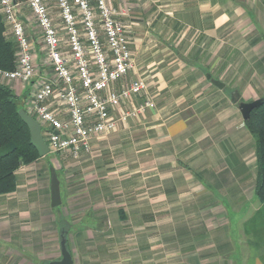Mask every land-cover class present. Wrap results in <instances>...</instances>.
Instances as JSON below:
<instances>
[{
	"label": "crops",
	"instance_id": "obj_1",
	"mask_svg": "<svg viewBox=\"0 0 264 264\" xmlns=\"http://www.w3.org/2000/svg\"><path fill=\"white\" fill-rule=\"evenodd\" d=\"M110 2L130 24L137 64L118 86L146 77L148 92L138 97L152 96L158 108L92 141L94 154L74 162L80 187L63 191L60 210L51 198L47 206L20 207L15 198L33 163L20 167L17 189L0 195V262L9 264L2 256L17 241L31 264L61 259L41 254L49 243L57 253L52 245L65 235L74 264L75 252L79 264H106L107 244L117 250V264H264V204L254 192L243 202V125L224 89L207 77L220 63L219 37L255 36L251 48L264 50V0ZM30 36L39 74L50 77L40 36L34 29ZM23 218L28 225L7 238L5 229Z\"/></svg>",
	"mask_w": 264,
	"mask_h": 264
},
{
	"label": "built area",
	"instance_id": "obj_2",
	"mask_svg": "<svg viewBox=\"0 0 264 264\" xmlns=\"http://www.w3.org/2000/svg\"><path fill=\"white\" fill-rule=\"evenodd\" d=\"M0 14L18 45L15 68H0V84L27 85L23 107L41 124L50 152L78 159L92 152L94 139L115 132L119 121L155 108L151 97L134 103L148 92L146 77L118 86L137 64L130 24L110 0H0ZM33 29L50 77L40 76L35 64Z\"/></svg>",
	"mask_w": 264,
	"mask_h": 264
},
{
	"label": "rangeland",
	"instance_id": "obj_3",
	"mask_svg": "<svg viewBox=\"0 0 264 264\" xmlns=\"http://www.w3.org/2000/svg\"><path fill=\"white\" fill-rule=\"evenodd\" d=\"M256 38L257 37L255 36L253 37L249 36L248 38L223 36L217 38V45L223 42L222 47L221 45L219 46V48H221L219 53L216 55L217 58L219 56L221 58L219 60L220 63H218L215 66V69L213 68L211 70V72L214 75V78L220 79L222 82L226 83L224 91L228 96L227 99L228 101L231 102V104H233V106L239 112L238 124L243 125V163L244 162L248 163L247 166L243 168V191H244L243 202H245L246 200H248L253 196L254 184L256 179V157H255V140L245 125V119L239 108V102L240 101L251 102L264 97V59H263L264 50L260 53H257L256 51L253 50V48H251V44L255 45V43H253L252 40H255ZM262 49H264V46L262 47ZM224 59H226V61ZM42 65L47 66L45 64ZM218 68L220 69L218 70ZM49 73H52L51 69ZM208 73L210 72H207V74ZM9 84L10 87L15 91V93L18 94V96L20 97V101L21 103H23L24 106L25 97L22 98L21 94L22 92L24 93L25 88L27 89V85L21 84L20 82H11ZM232 96L235 99L239 98V101L234 102L232 100ZM151 98L156 104L155 108H158V104L156 103L157 101L154 100L152 96ZM140 102H142V100L139 97H136L134 99L135 104ZM126 106L129 105L128 104L125 105V108ZM92 153L93 150L89 154ZM81 157L77 159L72 156L50 152L42 159L34 162L30 166V168L26 171L28 175L24 176L23 180L21 181L22 185L18 189V196L20 198H18V196L15 198L16 200H18L17 203L21 205L20 207H24L27 204H31V203L35 205L38 204L39 206L49 205L51 198V192H50L51 176L52 173L55 172L60 180V188L62 190L61 191L62 203L59 206H56L54 211L60 210V208L64 205L63 191L70 188L74 190L80 187L79 182L81 181L79 180L80 178L79 171L76 170L74 162L79 161ZM49 192H50V197H49ZM28 193H29V200H33L34 202L25 201L28 200L27 197ZM254 200L255 202H257L255 197ZM250 204L251 203L249 202L247 205L248 207H245L246 210H244L243 212V214H245L246 211L250 210L245 219L250 217L249 215L252 213L251 210L253 209L249 208ZM6 219L7 218H5L4 220ZM62 224H60L61 233H62V229H61ZM18 225L16 229H10V228L5 229L8 232L7 238L9 237L15 238V236H17L18 233L20 232L19 229L20 226L28 225V220L26 218H23L21 221L18 222ZM21 232H22L21 237L23 242H25L26 240L29 241L30 229L27 227L22 229ZM13 233L15 234L10 236ZM45 237L46 235L44 234V237L42 238ZM17 240L19 239L17 238ZM60 240H61V235L60 238L57 239L55 246L52 245V249L53 247H55V249L58 251L57 253L55 250L54 251L47 250L50 244L49 243L48 245H45V249H43L41 255H44L45 257L56 258L55 257L56 254L58 255L57 257H61ZM66 240H67L68 249L69 248L73 249L74 245L70 243L72 239H70V242L69 239L66 238ZM104 247L107 249L106 250L107 256H105L107 260H104V262H106V264H114L117 260H112V258L113 259L119 258L117 250L110 249L112 248V246L109 244L104 245ZM9 248L11 249L9 250ZM26 248L27 247L23 246L21 243L19 244L18 241L14 244V246L11 245L7 247L9 252L4 253V255L2 256L3 258H5L6 256L5 261L3 262H8L9 264L10 263L19 264V262H21V264H31L33 258L31 256V252L28 251ZM75 255H77L75 258V264H79L80 263L79 253L75 252ZM50 261L52 260L45 259L43 262L42 261L41 262L42 264H47ZM33 262L36 261L33 260Z\"/></svg>",
	"mask_w": 264,
	"mask_h": 264
},
{
	"label": "trees",
	"instance_id": "obj_4",
	"mask_svg": "<svg viewBox=\"0 0 264 264\" xmlns=\"http://www.w3.org/2000/svg\"><path fill=\"white\" fill-rule=\"evenodd\" d=\"M8 29L0 14V68L13 70L18 45ZM21 108H24L23 103L10 85L0 84V195L17 189V171L20 167L41 158L31 142L29 127L19 114ZM245 125L255 140L254 196L257 202L264 204V97L251 110Z\"/></svg>",
	"mask_w": 264,
	"mask_h": 264
},
{
	"label": "water",
	"instance_id": "obj_5",
	"mask_svg": "<svg viewBox=\"0 0 264 264\" xmlns=\"http://www.w3.org/2000/svg\"><path fill=\"white\" fill-rule=\"evenodd\" d=\"M207 77L211 80V82L216 85L217 87L224 89L225 83L222 82L219 79L213 78L211 74H208ZM232 100L234 102H238V99H235L232 96ZM261 102V99L254 100L251 102H239V108L243 114L244 119H248L251 113V110L256 107ZM19 114L23 121L28 125L30 134H31V142L36 147V149L39 152V155L41 157L46 156L48 153H50L49 146L42 134V126L38 122L37 119H35L32 115H30L24 108H21L19 110ZM51 204L53 207L59 206L62 203L61 199V188H60V180L58 175L53 172L51 176ZM61 259L58 260H52L48 262L47 264H74V259L72 256L71 251L68 249L67 246V240L65 235L61 236Z\"/></svg>",
	"mask_w": 264,
	"mask_h": 264
}]
</instances>
